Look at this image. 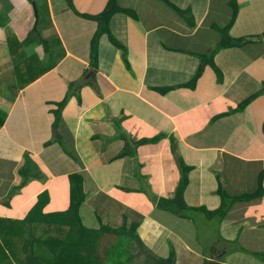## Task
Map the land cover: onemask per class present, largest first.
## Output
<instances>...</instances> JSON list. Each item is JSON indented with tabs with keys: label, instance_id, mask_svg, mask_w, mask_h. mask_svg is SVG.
I'll return each mask as SVG.
<instances>
[{
	"label": "crops",
	"instance_id": "crops-1",
	"mask_svg": "<svg viewBox=\"0 0 264 264\" xmlns=\"http://www.w3.org/2000/svg\"><path fill=\"white\" fill-rule=\"evenodd\" d=\"M110 2L42 0L41 23L27 1L0 3V180L13 179L9 187L0 182V195L8 191L0 222L24 219L43 193L46 212L62 211L79 183L85 227L106 217L123 224L120 213L135 210L130 224L140 222L137 235L157 257L173 248L176 264H264V0H116L123 11L108 26L124 50L102 35L92 69L98 24L91 19ZM231 20L233 38L252 40L215 53L194 82L199 55L216 47L218 29ZM38 24L40 42L22 54L33 63L34 81L16 89L11 54ZM74 81L82 85L54 129L56 103ZM21 170L28 182L11 193L24 179ZM184 170L193 221L156 208L155 199L175 196ZM134 194L146 198L145 212ZM220 212L206 253L198 227Z\"/></svg>",
	"mask_w": 264,
	"mask_h": 264
},
{
	"label": "trees",
	"instance_id": "trees-1",
	"mask_svg": "<svg viewBox=\"0 0 264 264\" xmlns=\"http://www.w3.org/2000/svg\"><path fill=\"white\" fill-rule=\"evenodd\" d=\"M27 2L29 4L34 3L36 17L39 18V23H41L40 20L41 18L43 19L40 10L43 5L42 0H27ZM117 11L120 12L123 10H120L115 5V0H111L109 6L95 18L98 21V26L91 41L90 66L92 69L98 67V43L102 35L106 34L115 47L122 51L124 50L112 36L108 26L110 17ZM5 19L6 17L4 15H0V23L3 24ZM232 23L233 21L231 20L228 25L218 29L220 32V41L211 52L199 55L201 65L197 76L193 80L194 82L198 79L206 65H213L212 58L215 53L228 48H241L250 42V38H233L229 34ZM37 27L38 25L34 27L28 39L18 45L19 49L13 51L11 54L14 63L19 66L18 68L16 66L15 69L16 83L14 87L16 89L25 88L34 81L35 77H30L34 68L28 67V64L33 65V63L28 62L27 60L29 59L23 60L22 54L26 52L23 49L27 45L30 44L31 46L34 44L35 41L32 39V36H36L34 33L38 35L39 30ZM262 38L264 39V34ZM45 50L49 49L45 48ZM55 63L56 61H53L50 67L44 68L38 75L49 70ZM81 85L77 81L68 83L64 99L56 103L57 109L54 111V129L57 128L61 121V112L68 98L74 95L77 88L79 89ZM263 92L264 88L262 90ZM255 97L238 105L236 110L241 111ZM26 173L28 172L23 171L21 173L24 179L19 186L13 187L11 193L21 189L28 182V175ZM186 176L184 170L182 182L176 189L173 198H159L155 199V202L157 209L193 221L192 210L187 207L183 199V192L186 187ZM75 177L78 178V176ZM72 185L69 206L62 211L46 212L44 208L48 201L46 194L43 193L37 197L36 203L27 212L24 219H2V225H0V241L4 243V247L11 250V254L14 256L17 264H133L132 261L135 260L137 253H139L138 256L145 258L141 264H176L173 248H171L170 255L166 259L152 254L142 244L137 235V228L140 222L134 220L131 226L127 228V217L123 219V226L117 228L110 226L102 227L99 230L104 231V234L95 242L90 240L87 235L85 236L88 230L84 227L79 213L85 197L84 194H81L79 183ZM219 215L221 216V212ZM36 230L40 232V236L36 235ZM232 243L235 244V241ZM135 248L138 252H134ZM3 262L4 259L0 261V264H4ZM201 264H224V262L221 259H212L204 260Z\"/></svg>",
	"mask_w": 264,
	"mask_h": 264
},
{
	"label": "rangeland",
	"instance_id": "rangeland-1",
	"mask_svg": "<svg viewBox=\"0 0 264 264\" xmlns=\"http://www.w3.org/2000/svg\"><path fill=\"white\" fill-rule=\"evenodd\" d=\"M3 1H4V3H5V5L7 6V5H9V3H13L16 7L18 6V4L20 3V2H22V1H24V2H26L27 0H8V2L9 3H7V1L6 0H0V3H3ZM68 2H70V0H68ZM115 2H116V0H115ZM31 5L33 4L34 5V3H30ZM116 5H117V3H116ZM118 6V5H117ZM19 7V6H18ZM120 9V8H119ZM181 12H183V13H185V11H183V10H181ZM235 12L237 13V11L235 10ZM91 20H93L95 23H96V25L98 24V21L94 18V19H91ZM40 21H42V18H41V20ZM43 23H44V21H43ZM42 25L41 24H38V29L41 27ZM243 29V34L244 35H252V34H248V33H250L248 30L246 31L245 30V27L244 28H242ZM38 33H39V31H38ZM230 34V33H229ZM34 35H36L35 36V42L34 43H38V42H40V40H39V38H38V36H37V34H35L34 33ZM262 35V34H261ZM260 35V36H261ZM34 38V36H32V39ZM234 38H237V37H234ZM244 38H250L251 40H252V38L253 37H251V36H245ZM15 45H16V47H17V44H18V41H17V39L15 38ZM182 49H191V47H187V46H183V47H181ZM187 49V50H188ZM16 51L18 50V49H15ZM55 114L53 113V116H54ZM54 122L55 121H52V124H54ZM65 152H67L68 154H69V151L66 149L65 150ZM28 169H30V168H28ZM40 170V169H39ZM31 172H32V170H31ZM5 181H7V182H5ZM12 181H13V179L11 180V179H6V180H4V181H2V180H0V182L2 183V184H4V185H6V186H8L9 187V185H12ZM7 189H9V188H7ZM20 190V189H19ZM141 191H144V194L143 195H145V193H146V189H145V184L143 183V182H141ZM150 191V190H149ZM8 191L6 190V192L3 194V190H2V195H0V197H2V196H4V195H6V193H7ZM1 193V192H0ZM142 193V192H141ZM174 192L172 193V197L174 196ZM147 197H148V195H146ZM145 199L146 198H144V197H142V195L141 194H139V195H136V194H134V197H133V199H132V202H133V204H135V206L138 208V210H140V211H142V212H145L149 207L147 206V204H146V202H145ZM7 201V200H6ZM149 202H150V200H148ZM151 203V202H150ZM127 217V220L129 221V223H128V225L130 224V219L131 220H133V219H135V220H138V217L136 216V213H135V210L134 211H132V210H126V211H122L121 213H120V215H119V217L120 216H122V218L124 219L125 218V216ZM124 216V217H123ZM135 216H136V218H135ZM219 217H220V215H219V213H218V215L216 214V215H214V216H212V218H213V221H211V222H204L203 223V226H202V229L200 230V228L198 227V240H199V245L201 246V248H202V250H204V251H206V253H209V238H213L211 235L213 234V236H215V228H216V225L218 224V219H219ZM7 218H11V216H9V217H7ZM118 223L119 224V227H121V226H123V224H120L121 223V220L120 221H109L108 220V218L106 217V219H103V223L102 224H100V222H99V220L98 219H96V221H94V225L92 226V227H90V226H87V227H85V228H87V230H88V232H86V234H85V236L87 235V237L90 239V240H92V241H96L99 237H101L103 234H104V231H102V230H99V229H101L102 227H105V226H107L108 224L110 225V226H112V225H114L115 223ZM0 225H2V223L0 222ZM131 226V224L129 225V227ZM89 227V228H88ZM126 227H127V223H126ZM129 227H127V228H129ZM35 233H36V235H41L40 234V232H38L37 230L35 231ZM61 234V233H60ZM221 234V233H220ZM59 236V235H58ZM60 237V236H59ZM220 240H221V238H220ZM141 241V240H140ZM143 244V243H142ZM235 245V244H234ZM136 246V245H135ZM146 246V245H145ZM137 250H136V248L134 249V252H136ZM138 252V251H137ZM152 254H154L153 252H151ZM134 254V253H133ZM138 254L139 253H137L136 254V258H135V260H133L132 261V263L133 264H141V263H143L144 262V260H145V258H143L142 256H138ZM159 254H161V255H163V253H159ZM155 255V254H154ZM157 255V254H156ZM159 256V255H158ZM161 258V257H160ZM4 259V264H17V262H16V260L14 259V256L11 254V250L10 249H8L7 247H4V243L3 242H1L0 241V261L1 260H3Z\"/></svg>",
	"mask_w": 264,
	"mask_h": 264
}]
</instances>
